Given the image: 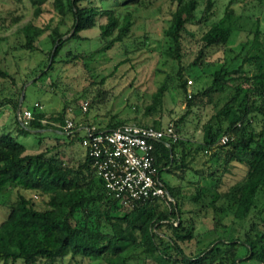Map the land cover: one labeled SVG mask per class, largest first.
<instances>
[{
    "label": "trees",
    "instance_id": "16d2710c",
    "mask_svg": "<svg viewBox=\"0 0 264 264\" xmlns=\"http://www.w3.org/2000/svg\"><path fill=\"white\" fill-rule=\"evenodd\" d=\"M43 1L32 0L35 16L40 15ZM176 1L165 33L180 57L185 42L195 35L190 25L204 24L212 14L213 2L207 0L200 16L199 0ZM255 1L264 3V0ZM53 4L61 17L71 15L72 28L68 31L71 34L65 37L66 33L59 27L51 28L48 68L35 75V83L49 75L70 40L85 38L82 31L98 27L100 37L106 41L103 48L109 49L125 41L134 23L129 7L121 13L95 5L94 0H53ZM50 27L35 24L33 19L24 24L20 28L25 38L21 47L36 49L40 36ZM235 31L246 32L233 57L236 67L223 63L212 72L211 83L198 95L188 93L186 112L178 121L182 123L190 114L198 104V96L207 97L214 112L202 125L201 141L194 143L186 138L169 145L165 141L156 143L154 155L160 178L174 199L168 205H162L165 201L162 198L152 197L126 206L106 189L86 152L76 164L68 163L71 162L68 159L66 162L57 146L29 152L18 136L39 134L46 129L39 126L45 111L33 105L30 108L34 118L24 125L17 114L22 92H11L5 81L3 84L0 81V111L6 105L15 109L14 124L0 123V193L10 188L15 191L8 214L0 223V260L60 264L70 253L72 258L101 259L102 264H132L146 259L157 264H215V261L241 264L255 259L264 264V28L259 19L253 27L246 28L241 15L227 7L224 15L194 40L198 55L192 64L205 67L206 50L226 48ZM3 39L0 37V43ZM70 54L73 59L82 56L67 50V55ZM0 76L14 83L12 73L1 65ZM179 86L186 92L187 79L182 78ZM165 90V84L157 89L152 104L148 105L149 111L155 109ZM215 94L219 96L214 100ZM55 119L62 124L54 128L65 133L66 108ZM124 123L127 122L110 121L100 128L111 129ZM137 124L164 127L156 120ZM174 125L177 131L181 130L177 123ZM223 135H228L225 143L221 142ZM66 136L69 144L81 142L80 131ZM206 153L210 156L202 158L199 164L210 161L216 167L208 171L209 180L200 183L199 177L205 170L193 167L192 163ZM233 162L242 164L245 172L222 192L219 189L222 175L217 171L223 165V172H228ZM163 171L174 173L181 180L195 172L198 178L189 181L194 191L187 193L184 184L166 181ZM30 193L45 199L47 206L38 207ZM186 200L200 209H186ZM202 216H212L214 227L210 231L215 230L216 236L198 253H187V243L198 235L196 223Z\"/></svg>",
    "mask_w": 264,
    "mask_h": 264
},
{
    "label": "rangeland",
    "instance_id": "374dc122",
    "mask_svg": "<svg viewBox=\"0 0 264 264\" xmlns=\"http://www.w3.org/2000/svg\"><path fill=\"white\" fill-rule=\"evenodd\" d=\"M95 5L104 9H116L123 13L126 7L134 15V23L130 35L122 43L105 49L106 41L99 35V28H89L81 32L85 38L70 40L62 53L57 58L52 70L47 77L38 80L35 75L40 70L47 69L49 64V53L51 40L48 34L51 28L59 27L65 32V37L70 36L72 28V17L67 15L61 17L54 7L53 0H44L41 3V13L35 16V5L32 0H0V37L4 38L0 43V65L14 76L12 79H3L7 89L11 92L17 90L26 95L22 101L21 108H30L35 102L43 105L41 110L45 111V117L39 126L44 125L46 129L40 130L39 134H20L18 140L22 142L29 152H37L46 147L57 146L60 153L71 162L76 164L85 155V148L80 141L73 144L68 140L65 133L54 127L62 123L58 117L66 108L67 116H73L75 122H90L104 127L110 121L122 120L124 122L152 123L153 120L162 126L174 122L178 124L179 133L183 139L191 138L194 143L202 139V125L214 112L213 103L208 102L207 97L198 96L197 105L186 116L182 123L178 121L187 109V98L189 91L198 95L199 91L211 83L212 72L221 67L223 63L230 68L236 67L237 61L234 55L240 49V42L245 40L246 32L235 31L226 48H209L206 50L208 64L205 67L194 66L192 63L198 55L197 44L194 41L215 21L219 20L225 13L226 8H233L236 15H241L242 23L246 28L253 27L259 19L261 27L264 28V3L255 0H212V14L201 26L190 25L194 37L186 41L180 57L172 49L170 38L165 30L170 24L171 13L175 8L176 0H94ZM207 0H199L198 14L206 9ZM35 24L50 25L37 42L36 49L22 48L25 38L20 28L32 20ZM68 32V33H67ZM127 49V52L125 51ZM67 50L73 54L82 56L73 59V55H67ZM101 50V51H99ZM73 59V60H72ZM126 59V60H125ZM125 60V61H123ZM123 61V62H121ZM181 71V72H180ZM187 79V91L180 87L181 79ZM189 79L192 83H189ZM0 83V86L2 85ZM165 84L164 95L159 99L153 111L148 110L152 104L154 93ZM188 96V97H187ZM215 94L213 99H217ZM89 102L86 112L82 109L83 102ZM19 109V106H18ZM17 109V110H18ZM12 105H6L0 111V123L14 124L15 111ZM31 122V121H30ZM29 122V123H30ZM260 128V122L256 123ZM199 155L192 166L205 170L204 175L199 177L200 183L209 180L208 171L212 168L210 161L204 165L199 161L208 159L210 156ZM228 172H223V165L219 166L218 174L222 175L219 184L220 191H226L230 185L238 180L245 172L244 166L233 162ZM162 177L172 184H184V191H194L190 179H197L195 172L187 174L184 180L169 171H163ZM37 206H47L45 199L35 196ZM15 199V191L10 188L0 193V223L6 218L9 211V202ZM174 202V199H173ZM170 204L163 201L162 205ZM126 206H131L125 204ZM184 207L198 211L199 206L191 200H186ZM227 223V222H226ZM214 221L212 216L203 217L196 223L198 235L187 243V253H198L216 236L213 230ZM245 258V257H244ZM246 260V259H245ZM217 261L214 263L216 264ZM0 264H23L22 260L3 261ZM35 264H46L39 261ZM60 264H102L101 259H82L80 256L72 258L68 253L63 257ZM132 264H157L151 259L145 261H134ZM241 264H262L255 259L243 261Z\"/></svg>",
    "mask_w": 264,
    "mask_h": 264
},
{
    "label": "built area",
    "instance_id": "2783aa9c",
    "mask_svg": "<svg viewBox=\"0 0 264 264\" xmlns=\"http://www.w3.org/2000/svg\"><path fill=\"white\" fill-rule=\"evenodd\" d=\"M188 82L192 83V80ZM34 106L43 108L38 101ZM82 109H88L87 101L82 103ZM17 114L24 125L34 118L31 108L20 110ZM63 129L66 134L81 132V144L91 158L97 176L120 202L132 205L135 201L152 197L173 201L160 178L154 155L156 143L165 141L169 145L170 142L183 139L173 122L164 127L129 122L104 129L90 122L78 125L73 118L68 117ZM227 140L228 135H223L221 142Z\"/></svg>",
    "mask_w": 264,
    "mask_h": 264
},
{
    "label": "water",
    "instance_id": "95a60500",
    "mask_svg": "<svg viewBox=\"0 0 264 264\" xmlns=\"http://www.w3.org/2000/svg\"><path fill=\"white\" fill-rule=\"evenodd\" d=\"M23 99H24V92H22V95H21L18 112L21 110V103H22Z\"/></svg>",
    "mask_w": 264,
    "mask_h": 264
}]
</instances>
